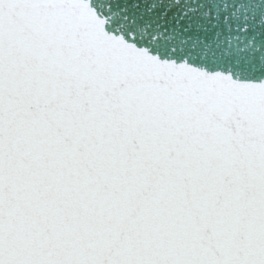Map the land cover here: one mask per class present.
Masks as SVG:
<instances>
[{
  "label": "snow or ice",
  "instance_id": "snow-or-ice-1",
  "mask_svg": "<svg viewBox=\"0 0 264 264\" xmlns=\"http://www.w3.org/2000/svg\"><path fill=\"white\" fill-rule=\"evenodd\" d=\"M0 264H264V0H0Z\"/></svg>",
  "mask_w": 264,
  "mask_h": 264
}]
</instances>
